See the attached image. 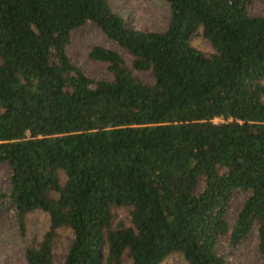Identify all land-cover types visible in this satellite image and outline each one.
<instances>
[{
	"label": "trees",
	"instance_id": "16d2710c",
	"mask_svg": "<svg viewBox=\"0 0 264 264\" xmlns=\"http://www.w3.org/2000/svg\"><path fill=\"white\" fill-rule=\"evenodd\" d=\"M161 1L164 31L109 0H0V212L14 207L27 264H54L66 230L64 264H227L220 245L253 233L264 264V17L255 0ZM89 23L118 48L89 46L109 80L69 55ZM35 214L49 226L31 239Z\"/></svg>",
	"mask_w": 264,
	"mask_h": 264
},
{
	"label": "rangeland",
	"instance_id": "374dc122",
	"mask_svg": "<svg viewBox=\"0 0 264 264\" xmlns=\"http://www.w3.org/2000/svg\"><path fill=\"white\" fill-rule=\"evenodd\" d=\"M115 11L121 15L128 27L145 31H164L168 27L170 10L169 6L161 0H109ZM252 17H264V0H255L251 6ZM193 46L201 51H212L211 44L200 35L192 37ZM102 45L109 49H118L116 45L105 39L102 33L91 23L73 34L69 47L72 62L83 73L96 80H109L111 76L102 63H92L87 55L90 45ZM264 102V101H263ZM11 172L0 165V192L7 191ZM200 182L197 192L201 190ZM247 194L236 195L228 206V221L233 226L241 210ZM49 226V221L41 214L32 217L29 229V238H40ZM73 243L71 231H62L54 242V264H64ZM259 237L251 234L241 244L228 247L222 243L218 249L224 255L227 264H260L258 254ZM0 264H27L23 244L18 237V221L13 206H2L0 212ZM162 264H187L180 254H173Z\"/></svg>",
	"mask_w": 264,
	"mask_h": 264
}]
</instances>
